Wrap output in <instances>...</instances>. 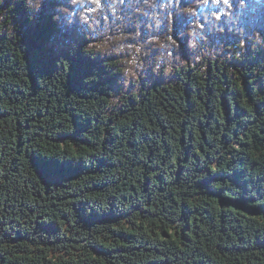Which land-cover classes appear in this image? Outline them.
Masks as SVG:
<instances>
[{"label": "trees", "instance_id": "trees-1", "mask_svg": "<svg viewBox=\"0 0 264 264\" xmlns=\"http://www.w3.org/2000/svg\"><path fill=\"white\" fill-rule=\"evenodd\" d=\"M263 47L264 0H0V264H264Z\"/></svg>", "mask_w": 264, "mask_h": 264}, {"label": "rangeland", "instance_id": "rangeland-1", "mask_svg": "<svg viewBox=\"0 0 264 264\" xmlns=\"http://www.w3.org/2000/svg\"><path fill=\"white\" fill-rule=\"evenodd\" d=\"M177 1V0H176ZM237 6L238 9L240 11V15L243 16L244 14V9L246 8L245 5L242 2H237ZM257 14H254V16L256 17ZM255 17L253 20H255ZM187 36V34H186ZM253 36V35H252ZM189 39V37L184 38V36H180V38L178 39V50L179 52H183L185 53V56H183V59L177 56L171 57L169 60L173 63L178 62L180 59L181 65H184V62L191 60V57L194 56V54H198L199 53V47L198 46H190L187 43V40ZM228 40V39H227ZM259 41V40H257ZM253 45V44H252ZM214 50L217 52V56H219L220 58H223V55H225V52L223 50H221V48H216L213 47ZM264 48V47H263ZM170 61H166L165 63V67L167 68L168 66H171Z\"/></svg>", "mask_w": 264, "mask_h": 264}, {"label": "snow or ice", "instance_id": "snow-or-ice-1", "mask_svg": "<svg viewBox=\"0 0 264 264\" xmlns=\"http://www.w3.org/2000/svg\"><path fill=\"white\" fill-rule=\"evenodd\" d=\"M96 2H97V4L99 5V3H100V0H96ZM225 2H227V0H225Z\"/></svg>", "mask_w": 264, "mask_h": 264}, {"label": "bare ground", "instance_id": "bare-ground-1", "mask_svg": "<svg viewBox=\"0 0 264 264\" xmlns=\"http://www.w3.org/2000/svg\"><path fill=\"white\" fill-rule=\"evenodd\" d=\"M223 12V11H222ZM157 60V59H156ZM88 120V119H87Z\"/></svg>", "mask_w": 264, "mask_h": 264}]
</instances>
